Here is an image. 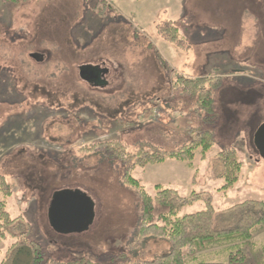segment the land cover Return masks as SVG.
<instances>
[{"label": "rangeland", "instance_id": "1", "mask_svg": "<svg viewBox=\"0 0 264 264\" xmlns=\"http://www.w3.org/2000/svg\"><path fill=\"white\" fill-rule=\"evenodd\" d=\"M40 1L0 0V14L18 11L17 31L0 35V173L17 220L0 242V264H17L25 246L39 249L37 264L144 263L171 251L166 240L136 239L141 201L123 183L128 164L105 156L108 141L131 153L143 144L170 152L212 130L216 145L206 159L197 150L191 164L170 159L134 177L152 197L158 185L183 197L204 193L182 214L211 202L215 228L231 219L226 210L264 201V159L255 143L264 123V0H54L39 15ZM171 24L179 42L162 34ZM178 75L221 80L212 89L214 126L196 99L173 86ZM231 149L243 165L227 189L220 156ZM78 191L94 207L91 226L58 231L48 206ZM263 249L261 227L243 250L245 262L233 264H259ZM226 256L220 261L231 264Z\"/></svg>", "mask_w": 264, "mask_h": 264}, {"label": "trees", "instance_id": "2", "mask_svg": "<svg viewBox=\"0 0 264 264\" xmlns=\"http://www.w3.org/2000/svg\"><path fill=\"white\" fill-rule=\"evenodd\" d=\"M163 30L162 34L165 38L178 42L183 39L179 28L173 24L165 26ZM220 85L219 78L189 79L183 75H178L173 82V86L179 89L182 95L197 100L198 112L205 115L204 120L210 126H214L217 119L212 89L219 88ZM215 145V135L208 129L200 130L190 145L170 152L143 144L137 153H131L127 146L119 141L102 144L107 158L119 159L128 164L123 183L134 189L141 201L136 239H162L171 244V251L164 257L132 264H227L220 261L227 257L226 254L229 255L228 260L231 264L245 262L244 248L251 243L254 233L264 227V201H248L226 210L228 215L233 214L231 219L219 224L220 228H215L217 210L211 202L205 210L182 214L183 210L187 206H192L195 200L205 197L204 193L194 192L190 197H183L175 189L158 185V192L152 197L145 186L134 177L136 169L163 164L170 159L191 164L197 150H200L202 158L206 159ZM220 160L224 167L222 178L226 182L225 188L228 189L239 181L243 164L235 149L221 153ZM11 196V188L0 173V242L6 239L11 228L17 223L8 210V200ZM19 247V244H15L10 252ZM23 248L19 251L17 264H37L42 259L38 248H27V246ZM214 248L218 250L210 254L206 252L207 249ZM120 257L124 258V255L115 259ZM68 264H92V262L82 260ZM259 264H264V255Z\"/></svg>", "mask_w": 264, "mask_h": 264}, {"label": "water", "instance_id": "3", "mask_svg": "<svg viewBox=\"0 0 264 264\" xmlns=\"http://www.w3.org/2000/svg\"><path fill=\"white\" fill-rule=\"evenodd\" d=\"M255 143L264 159V123L255 133ZM51 210V219L57 224V230L70 233L80 232L91 226L94 207L84 193L77 192L68 197L59 196Z\"/></svg>", "mask_w": 264, "mask_h": 264}, {"label": "crops", "instance_id": "4", "mask_svg": "<svg viewBox=\"0 0 264 264\" xmlns=\"http://www.w3.org/2000/svg\"><path fill=\"white\" fill-rule=\"evenodd\" d=\"M15 2V1H14ZM6 3L7 4H10L9 2H8V0H6ZM52 3H54V0H46L45 1V4L44 3H42L41 1H40V4H39V6H37L36 7V12L39 14V15H43L44 14V12H47V11H49V9H50V4H52ZM15 5V4H14ZM45 5V6H44ZM14 7H16V6H14ZM104 16V15H103ZM3 18H9L8 20H9V26H6V23H3ZM13 20V24H12V21ZM1 24L3 25L4 24V26H3V28H1ZM17 25H18V11L16 10V12L13 14L12 12H10V14H7V13H2V14H0V35H7V34H11V32H16L17 31ZM1 29H2V31H1ZM100 34H102V32L100 31V33H97L96 35H100ZM102 37H104V36H102ZM96 39H98L97 38V36H95V39H92V41H91V45H93V42L94 41H96ZM11 48V47H10ZM33 56H36V57H33ZM30 57L33 59V60H35L36 62H38L39 64H41V63H44L45 62V57L43 56V55H39V54H37V53H34V54H31L30 55ZM50 208H51V206L49 205L48 206V210H47V214H48V211L50 210ZM48 222H49V224L51 223V220H50V218H49V215H48ZM50 226H51V224H50ZM52 228H54L53 226H51Z\"/></svg>", "mask_w": 264, "mask_h": 264}]
</instances>
